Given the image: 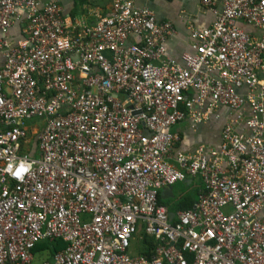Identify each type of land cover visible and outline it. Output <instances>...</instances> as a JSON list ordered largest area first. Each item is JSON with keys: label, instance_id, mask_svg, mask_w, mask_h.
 <instances>
[{"label": "built area", "instance_id": "2783aa9c", "mask_svg": "<svg viewBox=\"0 0 264 264\" xmlns=\"http://www.w3.org/2000/svg\"><path fill=\"white\" fill-rule=\"evenodd\" d=\"M108 2L77 24L0 0V264H264V32L241 26L264 30V0H201L213 21L178 59L170 21ZM222 107L219 146L172 164L171 127ZM187 178L202 189L170 218L159 192ZM143 235L151 254H130ZM42 241L64 245L36 263Z\"/></svg>", "mask_w": 264, "mask_h": 264}, {"label": "crops", "instance_id": "0c3cea01", "mask_svg": "<svg viewBox=\"0 0 264 264\" xmlns=\"http://www.w3.org/2000/svg\"><path fill=\"white\" fill-rule=\"evenodd\" d=\"M48 1V0H42ZM55 1L62 8V16L67 22L77 24H91L95 21L96 14L105 15L109 13L110 5L108 0H49ZM216 6H219L222 0H212ZM138 6H146L151 9L158 20L170 21L174 27L175 34L170 36L166 41V53L168 56L178 59L182 52L189 50L190 28L203 29L211 25L213 14L207 6L202 4L201 0H134ZM242 28L252 36H260L264 30L253 28L251 26L241 24ZM21 37L19 27H13L9 34L10 41ZM233 115L228 108H219L213 111L209 120L198 124L195 129L190 128V122L182 120L171 127V130L178 136L169 155V161L176 165L175 156L177 153H191L198 146L205 145L207 147L216 148L221 141V132L223 126ZM240 130V128H236ZM179 188L176 191L172 186V194L164 195L159 192L162 204L169 212L179 210L177 208V198L185 194H192L193 198L200 193L202 186L198 178H187L182 182H177ZM176 183V184H177ZM173 208V209H171ZM140 234H143L140 232ZM138 240L141 249L145 246V242L140 241L138 236H134L132 242ZM39 253L38 249L36 250ZM139 253V250L136 251ZM50 251L45 258L50 257ZM136 253V254H137ZM37 259V255H36ZM40 261H36L39 263Z\"/></svg>", "mask_w": 264, "mask_h": 264}, {"label": "trees", "instance_id": "16d2710c", "mask_svg": "<svg viewBox=\"0 0 264 264\" xmlns=\"http://www.w3.org/2000/svg\"><path fill=\"white\" fill-rule=\"evenodd\" d=\"M196 200V197L193 198L192 194L188 193V194H185L183 196H181L180 198H177V208L179 209H187L189 208L193 202ZM158 203L159 204H162L160 198H158ZM173 209V208H171ZM144 239L143 241L145 242V246H143L141 249H139V253L140 254H143V255H146V256H149L153 250V246H154V241L146 236V235H143ZM64 243L62 241H55L54 242H47V241H42L40 242L39 244H37L35 246V249L34 251H36L37 249H39L40 247H47L48 250L50 252L56 250V249H59L61 247H63Z\"/></svg>", "mask_w": 264, "mask_h": 264}, {"label": "rangeland", "instance_id": "374dc122", "mask_svg": "<svg viewBox=\"0 0 264 264\" xmlns=\"http://www.w3.org/2000/svg\"><path fill=\"white\" fill-rule=\"evenodd\" d=\"M178 188H179V184L177 183L174 185V189L177 191ZM138 242H139L138 240H134V242H131L130 247L128 249V252L130 254H136L137 253L136 251L139 250L138 249V247H139ZM38 251H39V253L37 254L36 261H41L42 259H44L48 255V252H49L47 247H40L38 249Z\"/></svg>", "mask_w": 264, "mask_h": 264}, {"label": "water", "instance_id": "95a60500", "mask_svg": "<svg viewBox=\"0 0 264 264\" xmlns=\"http://www.w3.org/2000/svg\"><path fill=\"white\" fill-rule=\"evenodd\" d=\"M164 195L172 194V186L165 188L162 192ZM173 212H169V217L172 218Z\"/></svg>", "mask_w": 264, "mask_h": 264}]
</instances>
